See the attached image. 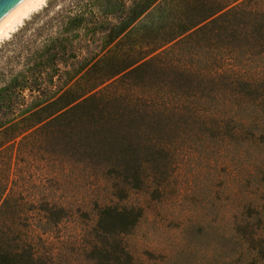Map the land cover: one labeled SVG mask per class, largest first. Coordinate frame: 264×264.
Returning <instances> with one entry per match:
<instances>
[{"label": "rangeland", "instance_id": "obj_1", "mask_svg": "<svg viewBox=\"0 0 264 264\" xmlns=\"http://www.w3.org/2000/svg\"><path fill=\"white\" fill-rule=\"evenodd\" d=\"M233 1L161 0L107 42L99 0H49L1 43L0 86L27 72L42 87L24 128L57 122L41 141L0 136V264H264V98L232 85L264 95V0L196 34Z\"/></svg>", "mask_w": 264, "mask_h": 264}, {"label": "trees", "instance_id": "obj_2", "mask_svg": "<svg viewBox=\"0 0 264 264\" xmlns=\"http://www.w3.org/2000/svg\"><path fill=\"white\" fill-rule=\"evenodd\" d=\"M161 0H99V6L96 9L89 10L93 16H99V20L102 17V21L97 22L94 26V29L97 31V34L100 35L101 41L107 40V42L113 41L114 33L117 34L122 32L128 27V24H132L138 18L142 17L146 14L153 6H155ZM256 0H234L233 3L229 6L232 7L235 3L240 2L238 5L233 6L224 14L214 19L213 21L207 23L203 27H201L196 34L204 33L210 31V29L217 24L220 20L225 18H230L233 14L239 13H248L250 15H254L250 13L246 8H249ZM130 2V4H127ZM84 11L89 12L88 10L79 9L80 16H77L79 19H85ZM256 16L262 18L263 21L260 25H258L259 31L261 32V38L264 39V14L255 13ZM79 21L76 19H72L71 23L67 25L65 28L66 31H70L73 29H82L80 28ZM90 25L84 27V29L90 28ZM52 43L62 44V40L59 38L51 39ZM68 41V40H67ZM264 43V42H263ZM108 49V46H104L98 52H91L85 55H81L82 60L79 62L81 68L78 70H68L65 69L63 72L55 66L54 73H64L65 75H79L81 71H83L90 64L95 62L98 58H100ZM45 51H41L37 56L39 59H50L49 48H45ZM62 58L59 56L57 59L61 61L64 65H68V59H66V51H62ZM57 54L53 56V60H56ZM72 59H77L76 54H72L70 56ZM83 66V67H82ZM56 77V75H54ZM232 85L238 87V94L233 95V98H237L239 100H243L245 97H255L254 101L257 102V99H263L264 95L259 94L262 90V83L258 80L247 82L245 80L233 81ZM42 87L38 84L35 76L28 74L27 72H15V74H11L6 76L3 80V84L0 86V136L4 137L9 135V142H16L18 139L20 140L19 144H23L28 142L29 140L41 141L43 136L47 134V131L57 122L51 121L41 127L32 131L36 126L30 128H24V124L27 122V118L25 117L29 110L28 103L29 100H34V94H43ZM249 91V94H242V91ZM25 94H30L29 96H25ZM25 117V118H24ZM227 120H233L231 116H229ZM219 122L216 127L217 132L223 133V136L227 137L228 133H232L233 131L237 132L238 130L234 129L229 132L228 127L225 125L226 121ZM40 125V123H38ZM244 127H248V125L243 122ZM242 126V127H243ZM38 127V126H37ZM32 131V132H31ZM31 132V133H30ZM234 132V133H235ZM231 135V134H230ZM66 209L63 207H58L54 205L52 207L53 217L48 218L50 220H57L58 217L62 213L65 212ZM44 211V210H43ZM47 220V218H45Z\"/></svg>", "mask_w": 264, "mask_h": 264}, {"label": "bare ground", "instance_id": "obj_3", "mask_svg": "<svg viewBox=\"0 0 264 264\" xmlns=\"http://www.w3.org/2000/svg\"><path fill=\"white\" fill-rule=\"evenodd\" d=\"M49 0H28L0 33V45L8 40L34 13L41 10Z\"/></svg>", "mask_w": 264, "mask_h": 264}, {"label": "water", "instance_id": "obj_4", "mask_svg": "<svg viewBox=\"0 0 264 264\" xmlns=\"http://www.w3.org/2000/svg\"><path fill=\"white\" fill-rule=\"evenodd\" d=\"M28 0H0V33Z\"/></svg>", "mask_w": 264, "mask_h": 264}]
</instances>
